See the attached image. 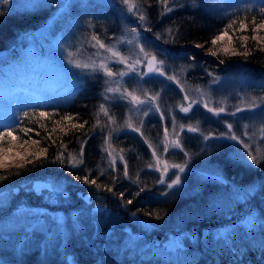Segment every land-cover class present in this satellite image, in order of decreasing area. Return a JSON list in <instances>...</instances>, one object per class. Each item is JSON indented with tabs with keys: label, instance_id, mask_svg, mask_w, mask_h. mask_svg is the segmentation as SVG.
<instances>
[{
	"label": "trees",
	"instance_id": "trees-1",
	"mask_svg": "<svg viewBox=\"0 0 264 264\" xmlns=\"http://www.w3.org/2000/svg\"><path fill=\"white\" fill-rule=\"evenodd\" d=\"M79 2L80 0H72V8H76ZM87 2L88 8H90L89 11L103 12L105 15V17L103 15V18L111 26L116 25L117 12L110 10L105 12L101 8V3H94L91 0H87ZM134 2L148 19L153 32L166 34L167 30L171 28L182 36L177 43L164 44L161 41L155 40L152 32H145L148 35L147 38L154 45H157L159 49H167L166 52L160 54L161 58H168L167 60H171V63L183 64V67L186 68L185 80L187 82L194 85L205 84L206 79L204 76L206 70L212 71L214 69L220 74H226L228 72L236 73V70L243 68L246 71L243 74L249 77L251 92H258L260 88L264 87V51L260 50L264 45L250 39L254 35L251 31L252 26L250 23L247 31H238L237 22L233 29L229 30L228 35L238 52L247 50L249 51V55L246 57L243 55L232 56L225 62V67L222 66V68L216 69L212 63L208 61L204 62L194 51L182 47L187 44L201 43L204 44L205 49L210 48L211 39L219 34L229 22L228 16L236 12L237 8L243 9L245 4L238 1L204 0V5L198 10L177 8L174 12L161 16L160 13L163 11V8L160 3L154 2V0H134ZM19 6H22V1L16 0V4L12 6L11 15L0 20V49H10L9 51H0V97L7 95L9 92H15L17 88L35 95L38 91L42 90V87L40 89L39 85L44 82L40 80L39 76L35 79V85L39 90L31 92V88L25 89L24 85L30 83L35 76V73L30 71L27 61L30 57L44 56L48 49L51 48L52 40L60 31L66 29V27L68 28L70 20H74L77 17L71 8L70 14H65L63 18L60 17L51 26H48L47 20L49 14H51V7L42 8L36 13H27L25 10H20ZM86 15L87 19L93 20L92 14L86 13ZM239 15L243 18L245 13L241 11ZM82 16L84 17V15ZM248 20H251V16H248ZM257 22H259L258 17ZM126 25L129 27L128 22ZM24 33H28V35L25 36ZM42 34L45 35L44 38L43 36H39ZM243 35L249 36V40L246 42L241 40L240 37ZM259 35L264 36V32L259 33ZM84 36L86 37L87 34ZM97 36L101 38L108 37L101 33ZM82 40H84L83 36ZM245 44L247 48L244 47ZM83 47H85L84 41L79 55L83 52ZM73 50L77 51V48L72 47ZM192 57H195V60ZM8 64L12 66L8 67ZM193 65L195 67H192ZM155 81L159 83V89L162 91L161 99L166 86L164 88L160 86L162 84L160 81H163L161 79H155ZM254 82L259 84L254 85ZM102 92L103 89L100 81L88 80L84 88L75 94L71 103L54 101L49 106L43 107L42 105L37 109V111L58 112L59 116H53L45 120L38 116H32V110L26 111L29 113L28 119L24 120L22 124L14 121L16 122L14 135L20 138L16 142L21 144L30 136L32 139L40 141V147H48V157L52 158L62 148V142L63 145H67L66 154H75L79 151V141L86 140L87 143L84 147L85 165H82L80 169H74L73 172L81 175L87 174L90 178L95 177L98 183H109V173L113 176H122L123 169L121 167H115V171L113 169L111 171L105 170L103 144L109 131L110 122L109 117L99 110V104L103 102L109 109V116H111L115 111H120L121 105L110 104L109 106V101L107 103L103 101ZM168 97L170 96L168 95ZM56 103H59V105H55ZM23 111H20L18 117ZM65 114L73 115L75 119L71 122L57 124L55 121ZM1 116L2 110H0V124H7ZM73 123L84 124V127L72 128ZM196 123L202 127L203 124H206V121L202 120ZM21 127L31 128L33 131L29 132L28 136H25L20 131ZM149 127L150 125L147 127V135H150L152 131L156 135L155 128L157 125L151 129ZM37 132L39 135H36ZM214 132L216 133L217 131ZM30 142L31 140H29ZM187 143H189L187 140L183 141L184 146ZM111 144L117 150L121 151L123 149L121 152L124 154L125 162L128 164L130 176L133 179L138 178L139 182L145 184L150 189L139 197L132 196L133 204L127 207L132 212L136 211L137 207L141 208L142 211L138 214L141 223L147 222L155 227L147 233H142L140 226L128 223L131 213L123 212L117 207L120 203L118 196L114 197L112 193L98 191L94 187L89 190L88 185L75 181L73 176L66 174L68 170L58 164L45 163L43 168L25 172L20 176L12 175V173L17 171V167L0 170V175H10L9 180L0 182V190L4 189V187L10 189L9 186H16L18 184L31 185L32 181L38 179L53 180V182L65 181L68 185V190L71 192V199L66 201V205L61 206L60 209L66 213L78 212L80 216L81 229L74 230L71 228L69 231H66L64 238L57 236L55 238L56 241H50L49 255L47 257L40 252L39 246L44 242L41 240L43 237L39 236L41 239H31L28 242L29 254L25 258L24 264H66L65 257L67 256L71 257L74 264H97L101 256L105 264H189V257L186 255L176 253L173 249L171 251H164L158 246L161 247L164 239H167L171 233H183L189 230L193 233L203 234L201 240L204 238L207 240L208 234L211 233L212 229L211 225L208 224L207 218L213 219V213H205L203 211V199L193 194L191 196L175 197L165 203L164 198L158 195L159 186L155 183V174L149 172L145 167L149 161V155L143 140L134 134L124 133L112 138ZM30 148H35V146L32 145ZM231 152L232 149L230 147L223 148V154L218 159ZM207 161L210 165L213 164V161H216L213 159V154L207 156ZM197 164L201 165V163ZM253 171L254 174L240 168H233L230 171H225L224 175L225 177L231 176L234 178V181L241 182V184L252 180L253 182H257L256 180L264 177V172ZM103 183L101 184L102 188ZM187 188L189 191L195 188L197 192H206L213 195L212 185L197 184L194 177L190 175H188ZM115 189L124 192L125 198H128L135 192L136 184H131L127 180L118 181L115 184ZM19 194L23 195V199H26L28 204L38 205L40 197L34 194L25 195L23 192ZM84 197H88L91 205L85 203ZM105 197L107 199H104ZM262 201L264 202V195H259L251 200L250 203L258 211L260 218L264 219V208L260 205ZM96 204L109 209L111 219L94 212L92 206ZM157 209L161 210L160 214L167 212L164 220L157 221L145 214L147 210ZM8 212L5 215H8ZM0 217H3V215L1 214ZM3 219L5 218H0V220ZM218 222L222 224L226 223L221 220ZM3 223L6 225V222L3 221ZM14 229L12 227L6 229L2 227L1 231L8 232ZM124 229L129 233L139 234V237L132 236L130 239H127L125 232L122 231ZM249 232H240V234L235 236V244L241 248L245 247L246 242L251 244L252 250L245 258L246 264H264V260L261 259V254L258 250L261 238H264V232L261 231L260 225L255 228L254 237ZM106 233H113L114 235L109 240L105 235ZM21 234L20 231L18 235ZM137 241H139L141 246L138 245ZM143 243L149 245L145 248L142 246ZM7 246L10 245L0 244V256L6 259L7 264H17L14 248ZM222 248H224L223 242L219 245L211 242L203 245L184 241V252L195 256L200 261V264H213V262L215 264H232L227 254V249H224L222 255L219 254ZM126 251L129 253L125 254Z\"/></svg>",
	"mask_w": 264,
	"mask_h": 264
},
{
	"label": "snow or ice",
	"instance_id": "snow-or-ice-1",
	"mask_svg": "<svg viewBox=\"0 0 264 264\" xmlns=\"http://www.w3.org/2000/svg\"><path fill=\"white\" fill-rule=\"evenodd\" d=\"M154 2L161 4L163 8V11L160 13L161 16L172 13L177 8H191L193 10H198L204 5V0H154ZM15 4L16 0H0V20L11 15L12 6ZM54 4L57 5L61 18H63L68 10L73 7V3L70 2V0H26L25 12L36 13L40 9L51 7ZM79 4L80 7L83 8H87L89 6L87 0H80ZM110 4L111 6H115L116 4H119L120 6H126L127 11L133 16L138 14V23L127 30V32L130 34V38L128 35L118 36L116 37L114 44L106 45L97 35L93 34L91 36V40L94 42L92 46H98V50L95 55H100L99 50H104V53H110L112 58L110 60L107 55H104L98 64L96 61H92L91 63L81 62L80 59L73 56L72 50L66 47L60 39H54L55 54L52 57H48V59L57 70L58 81L55 83V87L47 86V81H44L41 86L43 91L39 93L40 99L37 100L36 96H31L30 100L26 102L30 103L32 108V116H38L39 118L45 120L53 116H59L58 112H49L47 110L37 111V109L42 105H47V103L42 101H46L49 98V93H60L62 94L61 100H67L72 95H75L81 91L88 80L102 81L104 86V90L101 93L103 101L107 102L110 100H123L126 98V96H130V102L138 106L136 111L142 112L143 116L160 113L159 119L161 122L168 120L171 125L173 136L177 137L171 142L172 148L178 149L185 157H188V159L182 163L170 164L168 160H162L160 153L153 149V145L151 143H148V148L153 149L151 156L155 159V164H149L148 167L159 173L155 183L163 186L158 189V195L164 198L165 203L175 197L184 195L191 196L195 194L196 196L201 197L204 201L203 211L205 213L214 214L217 211L223 210L225 206L230 209L232 204L250 202L257 196L264 195V177H261L258 183L253 182L246 186L229 184L228 180L224 178V172L230 171L233 168H240L253 174V170H255V172H264V157L258 155L256 150L252 147V143L257 136L256 131H253L251 134H249L248 129L250 126L244 125L243 128L245 131L241 135H237V132L233 130L234 121L222 119V114L225 117L235 118L237 117L238 113H255L257 110H260V114L264 116V87L260 88L259 92H249L248 87L242 86L240 92L236 93L237 103L227 108L225 106H221V101L219 99H214L215 92L207 85L204 86L203 90L197 88V94L195 96L189 95L184 88H181V92H185V94L182 97L181 103L179 104V113H183L184 116H188V118L191 119L189 114L192 112L193 108L200 106L206 109L207 113H211L212 117L217 118L218 122L225 123L226 125L227 130L225 132H220L215 135H203L204 146L202 147L201 151L208 153L211 147H218L220 146V143L225 140L235 142V145L237 146L235 151L217 159L214 164L209 165V162L206 159L203 168L199 172V178L202 182L215 183L224 186L227 190V195L216 196L206 192H197L195 188L189 191L187 188V183L188 174L192 171L190 167L192 155L183 146V141L178 138L179 132H183L185 130V125L180 124L179 132L177 131V122L180 118L178 117V114L176 112L165 113L161 111L160 107L155 104V101L160 95L159 92L148 96L147 92L145 91L144 95L147 97V99L142 100L133 93L128 92L127 88H123L121 91L122 82L124 81L125 77H131L137 79L138 82L143 81L144 83H150L160 77H163L164 80L167 81L177 82V76L175 74L168 73V69L171 67V65L167 63L166 59L159 58L160 54L166 52L167 49H159L157 45H154L152 41L143 36L142 32H152L155 40L161 41L164 44L177 43L182 38V36L173 31L171 28L167 30L166 34L161 32H153L151 24L149 23L146 16L140 11L139 8L134 10L129 4V0H112ZM241 11L245 13L243 18H241L239 15ZM248 16H251L250 21L248 20ZM257 17L259 18V22H257ZM228 20L229 22L227 23L226 27H224L219 32V34L215 35L214 38L211 39L210 44L212 47L205 49L208 55L213 57H220L221 55L228 56L229 54L232 56L243 55L245 57L249 55V51L245 50L244 52H238L229 45L216 48L218 42L225 40V38L229 35V30L233 29L237 22L238 31H247L250 23L252 26L251 31L254 33L250 39L257 41L261 45H264V36L259 35V33L264 32V0H255L253 3H245L244 8H237L236 12L228 16ZM69 27L75 28L80 31L82 35H85L87 34L88 29L96 27V23H94V19L90 20L87 18H84L82 25L77 20H70ZM24 35L27 36L28 33H24ZM240 39L246 42L249 40V36L243 35L240 37ZM120 44H127L138 49V52L134 57V62H129V60H127L125 56L122 55L121 51L117 49V45ZM195 47L201 49L205 48L204 44L201 43H196ZM244 47L247 48V45L245 44ZM57 49L60 50L59 53L57 52ZM9 50L10 49H0V51ZM260 50L264 51V47H261ZM129 51H131V49H129ZM192 59L195 60V57H192ZM219 63L224 64L225 61L220 59ZM117 64L123 65L124 67L122 69L114 68V66ZM7 66L11 67L12 65L8 64ZM192 67H195V65ZM206 74L211 78L209 83L215 84L219 82L220 77L215 73V71L206 70ZM113 83L120 86L113 88L111 86ZM160 83L163 84V81H160ZM241 92L243 95L240 94ZM108 93H119V95H113L110 97ZM59 103H56L55 105L58 106ZM99 110L103 112L105 116L109 117L110 120H112V117L109 116V109L105 107V103L102 102L99 104ZM28 118L29 113L23 111L17 118L16 122L22 124L23 121ZM74 119L75 117L73 115L65 114L55 122L59 124L61 122H71ZM16 122L0 124V166H6L9 162L15 161L17 159L22 160L23 163L17 166V171L12 173V175L20 176L25 172H31L34 169L43 168L45 163L58 164L61 167L66 168L68 170L66 174L73 176L75 181H78L84 185H88L89 190L94 187L98 191L112 193L114 197L118 196L120 203L117 205V207L123 212L131 213L128 223L130 225L140 226L142 233H147L153 227H155L154 225H151L147 222L141 223L138 215L142 211L141 208L137 207L136 211L132 212L131 209L127 207L128 205L133 204L132 196L139 197L142 193L149 191L150 189H148L145 184L139 182L138 178L133 179L130 176L128 164L126 162L123 164L122 176H113L111 173H109V183H98L97 178L95 177L90 178V176L87 174L81 175L77 172H73L74 169H80L82 165H85L84 147L87 143L86 140L79 141V151L75 154H66L67 145H63L62 142V148L57 151L54 157L49 158L48 147H40L39 140L32 139L30 136H28V133L32 132L33 130L31 128L21 127L20 131L23 132L25 136H28V139L19 144V147L23 148L24 145L28 144L29 140H31V144L35 146V148H26L23 153L17 152L14 150L17 147L14 142L20 138L19 136L14 135ZM85 123H87V121H85ZM113 123H115L114 120ZM140 123L142 126L143 121ZM41 126L43 127V125ZM83 127L84 124L81 123L72 124V128ZM127 128L131 129L132 132L140 133L141 131L140 127H133L131 122L127 123ZM186 130L188 133L198 132V129L192 127L191 125H188ZM258 132L260 138L264 140V126L259 127ZM36 135H39V133L37 132ZM163 135L167 140L169 136L168 123H165L163 126ZM209 141L213 143H207ZM5 143H7V147L4 146ZM145 143H147V141H145ZM240 146H242V148ZM121 151H123V149H121ZM168 152L169 145L165 144L163 153L166 154ZM109 155L111 156L112 153H109ZM119 160L123 162L125 157L121 155ZM115 163V159L110 162V167L113 168V171H115ZM170 171H172L171 177H169ZM9 179V174L0 175V182L7 181ZM123 180H128L129 183L136 184L135 192L132 193L128 198H125L124 192L117 191L115 189V184L118 181L122 182ZM102 183L103 188L101 187ZM36 185L37 184H18L16 186H9L11 188L10 194H19L21 192H23L25 195L34 194L43 197L49 203L68 201L71 199V192L68 190V185L49 181L39 183V185H41L39 189H37ZM4 194L5 192L0 190V207H2L5 202L3 199ZM85 199L87 198L85 197ZM104 199L107 198L105 197ZM21 209L31 210V208L27 205H20L15 210L16 213H18ZM95 212L111 219L110 210L107 208H102L99 204L97 205ZM160 212L161 210L158 209L147 210L145 214L157 221H162L167 215V212H163V214H160ZM28 215L34 216V218L39 221V224L31 226V231H29V229L26 227L20 228V230L24 232L23 239L13 244L14 254L17 257V264H24V260L29 254L28 242L34 236V234L45 233L47 236V239L39 246L41 254L45 257L49 255V242L54 240L57 236L66 235V217H51L50 222L52 225H54V227L49 230V219L46 218L47 213L43 211H37L35 213H28ZM71 221L74 230L81 229L79 214L73 216ZM257 225H260L261 231L264 232V219L258 217L254 211L250 212L245 218L244 226L250 230L249 234L253 237L255 236V228ZM13 231L15 230L8 231L6 233L0 231V243H8L4 241L3 237L4 235L10 236L11 232ZM122 231L125 232L127 239H130L132 236L139 237V234L129 233L126 229ZM235 231L236 230L233 229L232 232H217L214 234L209 233L207 240L206 238L201 240V236L203 234L193 233L189 230L182 233L184 240L176 241V239H173L171 241L174 246L173 251L176 253H182L189 257V264H200V261L197 260L195 256L184 252L185 240L194 244L199 243L203 245H205V243L209 244L210 242L219 245L221 242H223L224 248L221 249L219 253L220 255L223 254L224 249H227V254L230 257L232 264H246L245 258L249 252H251L252 247L251 244L247 242L245 247H237L235 244ZM105 235L110 240L114 234L106 233ZM173 235L175 236V233H173ZM137 243L140 245L139 241H137ZM147 245L149 244L143 243L142 246L146 248ZM158 247L162 249L160 246ZM162 250L168 251L166 249ZM258 250L261 254V259L264 260V238H261L260 248H258ZM127 253L129 252L126 251L125 254ZM65 260L66 264H74V262L68 260L67 257H65ZM0 264H5L2 256H0ZM97 264H105L102 256ZM213 264H215V262H213Z\"/></svg>",
	"mask_w": 264,
	"mask_h": 264
},
{
	"label": "rangeland",
	"instance_id": "rangeland-1",
	"mask_svg": "<svg viewBox=\"0 0 264 264\" xmlns=\"http://www.w3.org/2000/svg\"><path fill=\"white\" fill-rule=\"evenodd\" d=\"M21 1H22V6H19V9L25 10L26 0H21ZM91 1H93L94 3L104 4L106 5L107 9L114 7V6H111L110 4L112 0H91ZM223 1L224 2L238 1L239 3H242V4L255 2V0H223ZM70 2H72V0H70ZM129 4L133 7L134 10L136 8H139L137 4L134 2V0H129ZM115 6H117L118 9L123 12L121 13L124 14L125 17L122 20L123 23L119 22L118 24H116L113 33H111V36L113 37L112 39L110 40L101 39L106 45L114 44L115 39L118 36L128 35L130 38V34L127 32V30L130 27L135 26L136 23H138V14L136 16H133L131 13L127 11L126 6H120L119 4H116ZM72 10L75 12L77 17L80 18L82 17V15H85L87 12H89L90 8L88 7L80 8V5L78 4L77 7L74 9L72 8ZM70 11H71V8L68 10L66 14H70ZM84 11L86 12L83 14ZM59 18H60V14H59L57 5L54 4L51 6V14H49L47 25L51 26ZM83 20H78L81 23V25L83 24ZM126 21L129 23V27L126 26ZM99 27H100V30H102L103 28L102 22H100L99 24H96L95 28L88 29V32H87L88 39H86L85 47H83V50L85 52H83V54L81 55H79V51L81 50L83 41L85 40V36L82 35L81 32L78 31L77 29L66 27L67 29L62 30L61 33H59L54 39H60L62 43L66 47L70 48L71 50H72V47L77 48V51H74V50L72 51L73 56L80 59L81 62L91 63L92 61H96V63L98 64L104 55H107L110 60L112 59L111 54L104 53V50H99L100 55H95V53H97L98 46L96 47L92 46L94 42L91 40V36L93 34L97 35L100 32ZM142 35L145 37H148V35H146L145 32H142ZM42 36L43 38L45 37L44 34H42ZM82 36L84 37V40H82ZM53 40L51 43V48L48 49L46 54L44 56L37 57L40 60L37 64L36 73L42 74L44 77L42 78L43 81H47L46 79H48V81H50L51 86L55 87V83L58 81V74H57L56 68L53 66V64L48 59V57H52L55 54V41ZM224 45H229L231 48L235 49V47L233 46V41H230V38L228 36L225 38L224 41L218 42L216 48L223 47ZM182 47L187 48V49L189 48L190 50L194 51V53H197L204 60V62H206L205 60L207 59H211L212 61H214L213 66L216 69L222 68V66L225 65V63L224 64L219 63L220 59H223L225 62H227V60L230 57H232L231 54H229L228 56L221 55L220 57H213L207 54V52L205 51V48L204 49L196 48L195 44L183 45ZM117 49L121 51L122 55H124L125 58L129 60V62H134V57L136 56L138 49H136L134 46H129L127 44L117 45ZM129 49H131V51H129ZM59 51L60 50L57 49L58 53ZM159 58L163 59L161 58V56ZM167 59H166L167 63L171 65V67L168 69V73L175 74L177 76V82H171V81L164 80L163 77L161 78L163 79V84H169L166 86L165 92L161 99H160V96L162 95L161 94L162 91L155 89L157 87H154V90L149 88L152 84L157 83V81L155 80H153L150 83H144L143 81L138 82L137 79H134L131 77H125L124 81L122 82L121 91L123 90V88H127L128 92L133 93L134 95H136L142 100L147 99V97L144 95L145 91L147 92L148 96H151L156 92L160 93L159 97L155 101V104L160 107L162 112H165V113L176 112L178 114V117L180 118L178 119V122H177V131L179 132L180 124L185 125V130L183 132H179L178 138H180L182 141L187 140V142L194 144L193 146L192 144H189V143H187L185 146L183 144L185 149L192 155V159L190 161V167L192 171L188 175L194 177V180L197 184L212 185L213 195L225 196L227 195V190L224 186L215 184V183L202 182L199 178V172L203 168L205 164V160L207 159L208 155L213 154V159L217 160L218 157H220L223 154V148L230 147L233 152L235 151V148L237 146L235 145V142L225 140L220 143V146L211 147L208 153L201 151L202 147L204 146L203 135H209V134L215 135L220 132H225L227 130L226 125L225 123L218 122L217 118L212 117L211 113H207L206 109L200 106H196L193 108L192 112L189 114L191 119H189L188 116H183L182 114H180L178 112V108H179V104L182 101V97L185 94V92H181V88H184L189 95L195 96L197 94L196 93L197 88H200L201 90H203L204 86L207 85L208 87L214 90L215 92L214 99H219L221 101V106H225L227 108L237 103L236 93L240 92V89L242 86L248 87V91L251 92L250 90L251 84L249 81V77H246L243 74L242 72L243 68H239L237 70V73L232 74V75L220 74L216 72L217 70L213 69L212 71H215V73L218 74L220 77V80L218 83H215V84L209 83L211 78L208 77L207 74H205L204 78L206 79V83L203 85H199V84L194 85V84L187 82L184 79L186 68L183 67V64L180 65L176 62L171 63V60H167ZM123 67H124L123 65H119V64L114 66V68H120V69H122ZM100 82L102 85V89L104 90L102 81ZM111 86L113 88H116V87H119L120 85L113 83L111 84ZM58 94L51 95L49 93V98L47 100L61 99L62 95L59 96ZM240 94L243 95L242 92ZM108 95L112 97L113 95H119V93H115V94L108 93ZM168 95L170 97L167 98ZM31 96H34V95H31ZM31 96H26L25 98H23L19 96L18 94H12L10 96H7L5 99H3V101L0 103L3 109H6L8 112L7 118H12L14 114L16 113L17 109L22 108L23 105L30 100ZM36 98L37 100L40 99L39 96H37ZM130 101H131L130 96H126V98L123 100H115V101L110 100L109 101V106L110 104L113 105V103H115L118 106H120L121 104V108H120V111H115V113L111 115L112 120L109 119V122H110L109 131L104 140L105 142L103 144L105 170L111 171L113 169L112 167H110V162L113 159H115L116 161L114 168L121 167L123 169V164L125 163V160L122 162L119 160V157L121 155L124 156V154L120 150L115 149V147L111 143H112V138H114L115 136L124 134V133H130L132 135L134 134L137 137L141 138L144 143L145 141H147V143L145 144H146V148H147L148 155H149V161L146 163L145 167L149 172H152L153 174H155L154 176L156 178L159 176V173L155 172L154 170L148 167L149 164H155V159L151 156V152L153 149L157 150L158 153H160L162 160L166 159L169 161L170 164L171 163H182L185 160H187L188 157H185L182 152H180L178 149L172 148L171 142L177 137L173 136L169 121L166 120L164 122H161L159 119L160 113H156L155 115L150 114L149 116H143L142 112L136 111V108L138 106L132 104ZM222 119L234 121L233 130L237 132V135H241L245 131V129L243 128L244 125L250 126L248 129L249 134H251L253 131H256L257 136L255 137L252 143V147L256 150V153L258 155H260L261 157H264V140L260 138V135L258 132L259 127L264 126V116L260 114V110H257L255 113H248V112L238 113L237 117L235 118L225 117L222 114ZM113 120L115 121V123H113ZM202 120H205L206 124H203V126L201 127L196 122L197 121L201 122ZM141 121H143L142 126L140 123ZM129 122L132 123L133 127H140L141 129L140 133L132 132L131 129L127 128V123ZM165 123L169 124V136L167 140L164 138V135H163V126ZM149 125H150L149 127L150 129L153 126L157 125L158 128L157 127L155 128L156 135L154 131L150 132V135L149 134L147 135V127ZM188 125H191L192 127L197 128L198 132L188 133L186 130ZM214 131H217V132L215 133ZM14 143L17 145V147L14 150L17 152H21V153H23L26 148H30L32 146L31 142L24 145L23 148L19 147L20 143L16 141ZM148 143H151L153 145V149L148 148ZM207 143L211 144L213 142L209 141ZM165 144L169 145V152L166 154L163 153V148ZM4 146L7 147V143H5ZM240 147L242 148V146ZM109 153H112V155L110 156ZM22 162L23 161L19 159L15 161H11L6 166H0V170H7V169L17 167ZM197 163H201V165L199 166ZM214 163L215 161H213V164ZM171 175H172V171L169 172V177H171ZM224 178L228 180L229 184H235L239 186H246L250 183H253V180H252L248 183L241 184V182H238L236 180L234 181L233 180L234 178H232L231 176L225 177L224 175ZM256 181L257 183L259 182V180H256ZM49 182H53V180L52 181L49 180ZM59 183L67 185V183L63 180L60 181ZM158 186L159 188L163 187L161 185H158ZM2 190L5 192L4 197H3L5 202H4V205L0 207V215L1 214L3 215V217H0V218H5V219L0 220V231L2 230V227L5 229L12 227V228H15L14 229L15 231L11 232L10 236L4 235L3 239L4 241L8 243H0L1 245L9 244L11 247H13V244L15 242L23 239L24 232L20 230V228L26 227L29 229V231H31V226L39 224V221L35 219L34 216L28 215V213H35L37 211H43L47 213L46 218L49 219V230H51L54 227V225H52L50 222L51 217L53 216L66 217L67 222L65 225V232L73 228L71 218L79 214L78 212L66 213V212L61 211L60 207L66 205V201H58L55 203H49L43 197H40L38 205H30L27 203V200L23 199L24 197L22 194H19V195L10 194L11 188L6 189V187H4V189ZM20 205H27L31 208V210L21 209L18 213H16L15 210ZM260 205H262V207L264 208L263 201L260 202ZM253 206L254 205L251 204L250 202L232 204L230 209L225 206L223 210L217 211L213 214V219L210 217L207 218L208 224L211 225L212 227L211 231L210 230L209 231L214 234L217 232H232V230L235 229L236 230L235 236L240 234V232L244 233V232L250 231L248 228L244 226L245 218L249 215L250 212H253V211L256 213L258 217H260L258 211H256V209H254ZM6 212H8V215H5ZM220 220L226 223L222 224L218 222ZM3 221L6 222V225L5 223H3ZM8 226H11V227H8ZM20 231L22 234L18 235ZM173 233H175V236L173 235ZM173 233H171L167 239L166 238L164 239L161 245L162 249L171 251L174 247L173 244L171 243L173 239H176V241L184 240L182 233H178V232H173ZM39 236H42L43 239L39 238ZM61 237L64 238L65 235ZM33 238H39L42 241H45L47 239V236L45 233H36L31 239ZM52 241H56V240L54 239ZM10 246H7V247H10ZM67 258L68 260H71L70 256H67ZM4 261H5V264H7L6 259H4Z\"/></svg>",
	"mask_w": 264,
	"mask_h": 264
},
{
	"label": "water",
	"instance_id": "water-1",
	"mask_svg": "<svg viewBox=\"0 0 264 264\" xmlns=\"http://www.w3.org/2000/svg\"><path fill=\"white\" fill-rule=\"evenodd\" d=\"M146 70V69H145ZM181 114H183V113H181ZM184 115V114H183ZM42 182H44V181H40V180H38V181H34L33 182V184H37L36 185V187H37V189H39L40 187H41V185H39V183H42ZM97 207V206H96ZM96 207L94 208V209H96Z\"/></svg>",
	"mask_w": 264,
	"mask_h": 264
},
{
	"label": "bare ground",
	"instance_id": "bare-ground-1",
	"mask_svg": "<svg viewBox=\"0 0 264 264\" xmlns=\"http://www.w3.org/2000/svg\"><path fill=\"white\" fill-rule=\"evenodd\" d=\"M187 45H190V44H187ZM188 49H189V48H188ZM189 50H190V49H189ZM190 51H192V50H190ZM224 67H225V66H224ZM242 72H243V73H246V71H245V70H243V69H242ZM236 73H237V70H236ZM236 73H230V72H228V73H227V74H225V75H228V74L232 75V74H236ZM255 84H257V85H258L259 83H256V82H254V85H255Z\"/></svg>",
	"mask_w": 264,
	"mask_h": 264
}]
</instances>
